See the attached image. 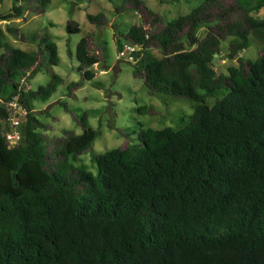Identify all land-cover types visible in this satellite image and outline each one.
Segmentation results:
<instances>
[{
  "label": "trees",
  "instance_id": "obj_1",
  "mask_svg": "<svg viewBox=\"0 0 264 264\" xmlns=\"http://www.w3.org/2000/svg\"><path fill=\"white\" fill-rule=\"evenodd\" d=\"M201 1L169 21L144 0L115 7L139 16L116 40L117 50L133 48L132 76L151 94L188 99L193 112L177 127L120 130L123 142L104 152L92 150L97 132L87 119L96 110L79 113L63 102L82 132L47 133L51 125L38 120L33 101H47L63 78L52 73L36 89L19 82L57 65V46L42 31L0 25V264H264V17L253 16L264 0ZM48 3L13 0L0 22L43 14ZM86 18L99 29L109 23L102 12ZM250 36L262 44L257 58L216 72L213 59L239 57ZM104 49L93 33L77 42L80 76L67 97L94 78L90 68ZM13 97L25 113L19 144L10 146ZM89 151L95 174L74 164Z\"/></svg>",
  "mask_w": 264,
  "mask_h": 264
},
{
  "label": "rangeland",
  "instance_id": "obj_2",
  "mask_svg": "<svg viewBox=\"0 0 264 264\" xmlns=\"http://www.w3.org/2000/svg\"><path fill=\"white\" fill-rule=\"evenodd\" d=\"M121 2L122 0H49L43 14L25 12L20 18L0 22L3 28L6 24H12L26 33L42 31L55 42L59 63L31 77L27 87L36 89L39 85L46 84L52 73L60 75L64 81L57 86L56 91L47 101H33L35 114L41 123L51 125L47 130L50 135H60L63 129H74L79 134L82 128L74 123L62 103L67 102L79 113L96 110L95 113L89 114L87 119L88 124L97 132L92 146L95 152H104L121 144L125 137L120 130L137 131L139 124L143 128L155 129L177 127L182 117L193 112V103L188 99L149 93L143 81L132 76V63L118 57L116 40L120 38L119 33L130 24L139 22L136 12L115 13V7ZM144 2L150 9L158 12L165 21H169L190 12L202 1L144 0ZM12 3L13 0H0V11L9 10ZM98 12L104 13L109 18L105 28L99 29L86 18L87 13ZM253 16L264 17V7L254 12ZM70 22L78 25L80 29L78 33L67 32V25ZM204 31L205 27L202 26L197 30V34L201 37ZM88 33H93L96 42L105 48L101 51L103 60L90 68L94 78L85 81L75 91V97L69 98L65 94L66 86L77 81L80 76L76 71L78 64L75 57L76 44ZM6 37L11 44L22 50L35 48L32 43L19 42L11 36ZM228 40L221 43L222 51L227 46ZM249 40V46L242 50L237 58L250 60L257 58L262 44L253 36H250ZM223 57L222 53L221 57H215L211 64L218 73H226L228 66L238 63L237 58ZM215 99L212 96L207 97L206 104L213 105ZM140 106L151 107L157 111V114L139 113L136 108ZM136 135L137 133H132L130 138L135 139ZM74 164H85L90 172L96 173V166L90 160V151L82 154L80 160Z\"/></svg>",
  "mask_w": 264,
  "mask_h": 264
},
{
  "label": "built area",
  "instance_id": "obj_3",
  "mask_svg": "<svg viewBox=\"0 0 264 264\" xmlns=\"http://www.w3.org/2000/svg\"><path fill=\"white\" fill-rule=\"evenodd\" d=\"M133 50L131 46L124 45L122 49L118 50L117 54L119 58H125L128 61H133V57L130 52ZM20 86L23 89H28L27 81L25 77L20 79ZM9 115L7 119V131L5 137L8 139L10 146L19 144L21 139V117L24 115L25 110L23 106L18 102L17 97H13L8 103Z\"/></svg>",
  "mask_w": 264,
  "mask_h": 264
},
{
  "label": "water",
  "instance_id": "obj_4",
  "mask_svg": "<svg viewBox=\"0 0 264 264\" xmlns=\"http://www.w3.org/2000/svg\"><path fill=\"white\" fill-rule=\"evenodd\" d=\"M241 61V59L240 58H237V62H240Z\"/></svg>",
  "mask_w": 264,
  "mask_h": 264
}]
</instances>
